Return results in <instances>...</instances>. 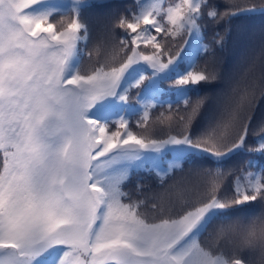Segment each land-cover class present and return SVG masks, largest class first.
<instances>
[{
    "label": "snow or ice",
    "instance_id": "obj_1",
    "mask_svg": "<svg viewBox=\"0 0 264 264\" xmlns=\"http://www.w3.org/2000/svg\"><path fill=\"white\" fill-rule=\"evenodd\" d=\"M42 4L0 0V264H264V212L255 215L264 208V170L247 172V182L232 187L225 183L231 170L188 166L178 154L184 146L217 159L237 149L264 155V121L251 127L264 101V72L258 80L230 82L219 94L218 118L199 134L192 126L209 96L182 103L167 139L138 137L126 116L116 121L123 131L109 132L110 121L89 115L97 105L105 111L109 102L127 103L128 91L120 89L133 66L147 65L154 78L181 58L178 52L161 61L166 37L180 32L185 48L207 52L198 38L204 21L264 12V3L236 4V11L223 14L210 11L216 7L212 0H182L162 14L156 5L143 8L131 22L119 18L112 25L123 31L112 46L113 53L124 52L118 65L98 61L100 67H80L71 76L69 67L88 33L80 11L89 5L75 0L71 19L58 32L52 9L37 11ZM212 39L223 43L218 33ZM141 43L151 44L152 53L138 51ZM87 56L91 61L92 53ZM217 79V73L194 66L175 84ZM152 107L143 106L138 127ZM254 135L258 146L248 143ZM186 168L194 183L165 181ZM139 169L157 173L159 191L145 195L140 184L134 193L124 190Z\"/></svg>",
    "mask_w": 264,
    "mask_h": 264
},
{
    "label": "trees",
    "instance_id": "obj_2",
    "mask_svg": "<svg viewBox=\"0 0 264 264\" xmlns=\"http://www.w3.org/2000/svg\"><path fill=\"white\" fill-rule=\"evenodd\" d=\"M86 2L89 6L81 9L80 16L88 28L87 39L79 42V50L71 62L68 76L73 75L80 67L82 70L88 71H91L94 67H100L98 61L107 60L110 64H119L124 56L123 51L115 52L116 56L113 60L105 58L103 54L108 46H113L123 35L121 29L112 27L119 18H127L131 22L133 16L140 14L143 8L152 5H156L157 8L161 9L162 14L168 8L181 4L182 0H86ZM212 3L216 7L210 9V11L216 10L223 14L228 11H236L237 9L234 7L236 4L247 8L252 7L253 4L260 5L264 3V0H212ZM74 4L75 0H44V4L36 6V9L37 11L52 9L51 22L55 23V30L58 31L66 26L71 19L67 14ZM220 5H223V7H220ZM153 18L160 19V16L154 13ZM163 22L170 29L173 28L166 17H164ZM145 27L141 24V29ZM217 33L223 37L222 45L213 43L212 38ZM143 34L141 32L142 36ZM198 38L202 44L209 46L207 52H193L191 48H185L183 40L186 37L180 32L166 37L162 42V47L166 48L167 51L161 58L167 59L175 56L178 52L181 55V58L176 61L171 70L156 75L153 80L151 79L153 69L145 65L134 66L121 83L120 91L123 92L125 89L128 91L129 100L127 103L109 104L105 111L100 108L96 109L93 111L92 117L110 121L108 131L112 132L116 130L123 131V129L118 128L116 121L119 117L126 116L133 134L145 140L151 138L164 139L168 137L170 132L174 134L170 125L174 124L177 118V109H183L184 105L182 103L185 100H196L201 96H209V101L192 127L194 133L199 134L214 124L220 114L222 103V97L219 94L226 90L228 84L234 80L242 82L258 80L264 72V12H242L233 17L231 21L222 19L219 22L209 23L206 20L202 24ZM96 41H99V45ZM97 45L99 50L94 49ZM139 49L152 53L151 44L141 43ZM181 49H184V51H181ZM87 52L92 53L91 61L87 56ZM194 66L206 70V73L215 72L221 79H217L211 84L200 83L177 86L175 81L184 76ZM141 76L149 79H145L138 87H130V85H135ZM150 84L152 85L151 88H149ZM138 97H143V99L138 100ZM149 103L154 104V107L148 110V121L143 127H138L137 121L143 114V106ZM169 104L173 106L171 110L166 106ZM260 121H264V101L257 106L253 113L251 127H255ZM175 131H179V129H175ZM258 141L259 137L254 135L249 138L248 143L252 146H258ZM178 154L188 161V166L222 167L225 172L231 170L232 175L227 177L225 183L232 187L235 186L237 181L241 185L245 184L247 182V172L259 174L264 170V155L252 154L245 149H237L219 159L198 150H187L181 147ZM171 155L170 152L169 156ZM249 161H252V163L249 164ZM166 166V164H162V167ZM164 179L169 184L178 182L181 179L189 181L190 184L195 182V178L188 174L187 168L184 172L176 170L170 173L169 176H165ZM125 183L127 186L124 190L130 193L135 192L137 184L145 189V195H151L160 190V178L155 171L133 170L130 179ZM132 198L136 200L137 196L133 195ZM262 212H264V208L258 207L255 215L259 216ZM146 214L151 215L150 213ZM198 239L203 240L205 238L199 237Z\"/></svg>",
    "mask_w": 264,
    "mask_h": 264
},
{
    "label": "rangeland",
    "instance_id": "obj_3",
    "mask_svg": "<svg viewBox=\"0 0 264 264\" xmlns=\"http://www.w3.org/2000/svg\"><path fill=\"white\" fill-rule=\"evenodd\" d=\"M61 30H63V28L62 29H60V30H58V32L59 31H61ZM96 43L99 45V41H96ZM98 45L94 48L95 50H99V47H98ZM138 51H142V50H140L139 48L137 49ZM143 52V54L144 55H149V54H151V53H149V52H144V51H142ZM103 54L105 55V58H107V59H109V60H113L114 58H115V53H113V50H112V46H108L107 47V49L103 52ZM171 57H174V56H171ZM168 59V58H167ZM167 59H162L161 58V61L163 62V63H167ZM139 65H145V64H143V63H141V64H139ZM175 65V64H174ZM173 65V66H174ZM136 66V65H135ZM145 66H147V65H145ZM173 66H171L168 70H166L165 72H162V73H166V72H168V71H170L171 70V68L173 67ZM134 67V66H133ZM148 67V66H147ZM150 68V67H149ZM154 71V70H153ZM160 74V73H159ZM151 79H153L154 80V78L152 77ZM116 103H118V101H115V102H109L108 103V105L109 104H116ZM100 108V105H97V107L96 108H94L90 113H89V115L90 116H92V114H93V111H95L96 109H99ZM168 137H166V138H164V139H167ZM147 141V140H146ZM179 147H181V148H184V146H179ZM184 149H186V148H184Z\"/></svg>",
    "mask_w": 264,
    "mask_h": 264
}]
</instances>
